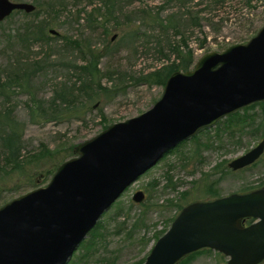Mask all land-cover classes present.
Returning a JSON list of instances; mask_svg holds the SVG:
<instances>
[{
    "label": "water",
    "instance_id": "95a60500",
    "mask_svg": "<svg viewBox=\"0 0 264 264\" xmlns=\"http://www.w3.org/2000/svg\"><path fill=\"white\" fill-rule=\"evenodd\" d=\"M31 3L0 0V23ZM55 37L60 34L50 29ZM264 102V27L245 44L203 55L166 81L160 99L141 115L108 126L73 147L48 184L0 207V264H68L120 196L164 157L203 129ZM264 139L227 163L233 172L257 162ZM144 200L141 191L132 201ZM251 220V224L246 222ZM209 249L226 264L264 261V187L195 201L176 215L143 264H178Z\"/></svg>",
    "mask_w": 264,
    "mask_h": 264
},
{
    "label": "rangeland",
    "instance_id": "374dc122",
    "mask_svg": "<svg viewBox=\"0 0 264 264\" xmlns=\"http://www.w3.org/2000/svg\"><path fill=\"white\" fill-rule=\"evenodd\" d=\"M10 1L31 3L35 6V0ZM160 3L161 0L147 2L143 7H153ZM251 4L256 9H250L245 5L243 6L242 0H234L230 8L225 7L222 10L212 12L214 24H219L215 28H222H220V31L213 33L210 28L205 27L203 28L202 34L194 33L193 37L188 41V44L194 52L195 63L207 53L221 52L232 45L247 43L264 27V0L261 2L254 0ZM96 6H88L84 1L76 6L68 4L66 10L60 14L58 20L52 21L55 27L51 29L56 30L61 36H66L76 41H78L80 35H83L85 39L88 38L92 41L93 46L98 51H101V47L107 42L108 47L112 49L121 36L120 33L122 30L116 31L108 28V35L102 37L100 36L99 30L96 33L87 30L84 27V21L81 20L79 26L78 21L74 22L78 14V9L85 8L87 12H90ZM141 6L142 4L140 3H134L127 9L135 10ZM27 15L30 14L23 12L13 14L11 18L8 17L9 19L3 23V28L6 31L21 29L25 21L32 20V17ZM203 16L206 15H201V17ZM203 38H206V41L201 46L199 42ZM51 43L53 44L54 50H58L56 53L60 54H55L51 58L50 62L54 64L52 67L45 68L43 73L34 78V88L32 91L37 93V99H40L47 105L54 97L55 91H58L62 84L75 86L73 93L74 97H77V101L74 103L75 110L67 113L62 119L54 120L53 122L45 123L39 121L36 123V121L42 120L41 118H36L30 122V115H28L27 111V106L31 99L30 96L25 95L20 89L13 91L14 94L10 95L9 103L5 102L3 96H0V110L6 106L14 108V116L24 124V148L22 155L26 157L28 154L37 153L40 144H44L49 151L55 154L53 159L45 157L35 163V165H27L22 176L17 173H12L9 177H3L1 186L7 192L4 193L3 199L0 201V207L21 195L46 186L56 171L55 169L63 162L76 156L73 152H69V147H74L92 139L112 124L141 115L149 110L160 99L163 93L164 87L130 84L131 78L125 79L123 83L119 82V79L110 80L103 78L101 80L103 87L117 91L115 95L112 94V96L107 98L105 96H99L98 99L91 102L87 97L84 98L82 95H78L77 88L80 85L77 79L78 71L73 68L65 69L57 64V62L67 61L74 66H80L84 62L79 59L77 52L69 53L65 58L62 54L64 51L62 49L64 45L62 40L52 41ZM10 45L12 46L13 54L2 55L0 52V68L3 70H8V68L15 66L14 61L12 63L8 61L9 58L15 56V52L17 51L15 50V44L11 43ZM143 48L140 49L137 55L132 51L122 50L119 54L115 52L111 53L110 57H103L99 63L100 71L104 74L108 71H114L113 77H115V71L118 70L120 73L126 72L130 77L134 76L138 78L144 73L156 70L169 63L164 58L159 59L152 51L145 53ZM40 49L41 47L39 45H35L31 52H39L40 57L44 55L42 54L43 52L48 53L46 48ZM6 56L9 58L7 59ZM171 60L173 59L171 58ZM4 76L5 74L2 77ZM260 141L261 139L247 136L243 139L239 147L230 146L225 150L203 152L202 155L205 158V163L203 162L201 165L195 164L194 159L189 161L191 159L190 156L185 158L188 154L190 144L183 148L184 154H169L164 157L156 166L132 184L114 203L110 210L103 215L101 221L107 223V231L104 232V238L98 244L100 245L98 247V253L91 259V264L97 262L101 256L109 259L114 258V264H132L146 258L155 243L153 236L159 232L165 233L170 226L166 228L167 220L175 215V211L169 208L159 209L156 205L161 203L165 204L170 199L175 200L178 198V193L180 192L192 190L194 186L193 182L202 184L203 182L200 181L203 175L211 173L212 168L216 164L225 160L227 166L229 161L244 154ZM47 171H52V173L45 179L44 177ZM167 175L172 176L170 185L173 189L171 187H164L167 183ZM263 176L264 161L251 171L234 176H227L219 186L220 197L233 193H243L242 191H245L244 187L247 185L256 187L260 182V178ZM33 182H36V186H32ZM138 191L144 194V200L139 204L132 201L133 195ZM201 195L199 191L192 190L186 204L195 200L204 201L209 199L205 195ZM144 204L145 206H142ZM118 212L121 214L116 216ZM139 212H141V223L148 225L149 228L147 230L142 229L140 223L133 227V230H135L133 233H129L128 236V230L131 229ZM123 217L126 218V222H123ZM119 228L120 232L117 233V229ZM143 237L146 241L148 240L145 247L142 245L141 239ZM218 259L220 258H217L213 251V254L198 257L192 264L227 263V258L225 257L223 259L224 261Z\"/></svg>",
    "mask_w": 264,
    "mask_h": 264
},
{
    "label": "trees",
    "instance_id": "16d2710c",
    "mask_svg": "<svg viewBox=\"0 0 264 264\" xmlns=\"http://www.w3.org/2000/svg\"><path fill=\"white\" fill-rule=\"evenodd\" d=\"M82 1L88 6H97L92 8L90 12H87L85 8L78 9V14L74 20V22L78 21V26L82 20L85 22L84 27L87 30L94 33L99 30L102 37L108 35V28L116 31L122 30L121 36L112 49L108 47L107 42L101 47V51H98L93 46L92 41L88 38L85 39L83 35H80L78 41H76L66 36L53 37L49 34V30L55 27L52 21L58 20L60 14L66 10L67 5L76 6ZM153 1L156 0H35V11L27 15L32 17V20L25 21L21 29L6 31L3 28V23L9 18L0 23V52L2 55L13 54L11 43L15 44V50H17L14 57L9 58L6 56L7 59L9 58V63L15 62V66L8 68L9 71L0 68V96H3L5 102L8 103L10 95L14 94L13 91L15 89H20L25 95L30 96V103L27 106L30 122L36 118L42 119L36 121V123L39 121L45 123L53 122L54 120L62 119L67 113L73 112L75 110L74 103L77 101V97H74L73 94L75 86L62 84L59 90L55 91L54 97L47 105L37 99V93L32 91L34 78L43 73L45 68L52 67L54 64L50 62L51 58L55 54H60L56 53L58 50H54L51 43L58 40H62L64 43L62 54L65 58L69 53L77 52L79 59L84 62L80 66H74L67 61L57 62V64L65 69L73 68L78 71L77 79L80 82L77 88L78 95H82L84 98L87 97L91 102H94L99 96L107 98L112 96V94L115 95L117 90L112 91L101 85L103 78L110 80L119 79L121 83L125 79L131 78L130 84L164 87L167 79L173 73L187 72L193 68L195 63L194 52L189 47L188 41L193 37L194 33L202 34L205 27L210 28L213 33L220 31L222 27L215 28L219 24H214L212 12L222 10L225 7L230 8L234 2V0H161L160 4L153 7H143L145 3ZM253 1L242 0V3L243 6L256 9L251 4ZM258 1L261 2L262 0ZM134 3H140L142 6L135 10H128L127 8ZM19 13L22 12L16 11L11 16ZM201 15L206 16L201 17ZM11 16L9 17L11 18ZM205 41L206 38H203L199 44L202 46ZM35 45H39L41 49L46 48L48 53L43 52L42 54L44 55L42 57H40L39 52L32 53L31 50ZM141 48L145 50V53L152 51L159 59L164 58L169 63L156 70L144 73L138 78L130 77L126 72L120 73L118 70L115 71V77H113L114 71H108L105 74L100 71L99 63L103 57H110L111 53L115 52L119 54L122 50L132 51L137 55ZM3 74H5L4 77H2ZM23 130L24 124L14 116V108L6 106L0 110V201L3 199L4 193L7 192L1 186L3 177H9L12 173L22 176L27 165H35V163L45 157H50L51 159L55 157V154L49 151L44 144L39 145L37 153L28 154L26 157L22 155L24 148ZM247 136L261 139V141L264 139V102L245 107L223 118L213 128L201 130L197 135L176 147L169 154H184L183 148L190 144L185 158L190 156L191 159L189 161L194 159L195 164L201 165V163H205L203 152L225 150L230 146L239 147ZM69 152H73L72 146L69 147ZM263 161L264 154L253 165L237 172L229 170L225 160L221 161L212 168L211 173L203 175L200 181L203 182L202 184L193 182L192 190L199 191L202 194L201 196L205 195L209 198L207 200L220 198L219 186L227 176L251 171ZM51 173L52 171H47L44 178L47 179ZM166 178L167 183L164 187L173 189L170 185L172 176L167 175ZM259 181L256 187L245 186V191L239 194H245L264 187V176ZM32 186H36V182H33ZM192 190L180 192L175 200L170 199L165 204L161 203L156 206L159 209L169 208L175 211L174 216L176 217L182 208L192 203L186 204ZM142 206H145V204ZM119 214L121 213H116V216ZM174 216L167 220L166 228L172 223ZM123 222H126L125 217H123ZM140 223L141 212L137 214L127 235L129 236V233H133L135 230H133V227ZM246 223L251 224L252 221L248 220ZM140 226L144 230L149 228L144 223H141ZM105 231H107V223H103L100 220L89 233L86 240L80 245L78 252L74 254L69 264H91V259L98 253V247H100L98 244L104 238ZM119 232L120 228L117 229V233ZM162 233L159 232L153 236L155 242L164 234ZM144 239L143 237L141 240L142 245L145 247L148 240ZM210 254H213V251L203 249L188 255L178 264H192L198 257ZM215 256L220 258L218 260L224 259V256L217 252H215ZM144 260L145 258L132 264H143ZM114 263V258L109 259L101 256L94 264ZM261 264H264V261Z\"/></svg>",
    "mask_w": 264,
    "mask_h": 264
}]
</instances>
